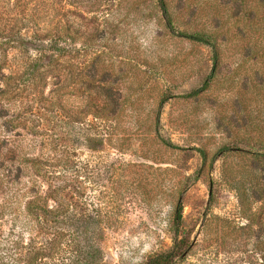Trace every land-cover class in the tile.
<instances>
[{
	"label": "rangeland",
	"instance_id": "374dc122",
	"mask_svg": "<svg viewBox=\"0 0 264 264\" xmlns=\"http://www.w3.org/2000/svg\"><path fill=\"white\" fill-rule=\"evenodd\" d=\"M165 2L0 0V264H264V4Z\"/></svg>",
	"mask_w": 264,
	"mask_h": 264
},
{
	"label": "trees",
	"instance_id": "16d2710c",
	"mask_svg": "<svg viewBox=\"0 0 264 264\" xmlns=\"http://www.w3.org/2000/svg\"><path fill=\"white\" fill-rule=\"evenodd\" d=\"M262 3L264 4V0H262ZM158 5H159V8L161 10V13H162L165 21L167 22V26H169L172 30H174V27L172 25L171 17L169 15V11H168V8L166 6L165 0H158ZM30 19H31V21L32 20L34 21L36 19L34 13H31ZM8 30H9L8 34H10L11 36L20 33L19 31H17L15 29L14 26ZM180 34L184 37H187V38L193 40V41L201 42V43H205V44L210 45L214 50L215 56L217 55L216 43L214 42L212 37H210L209 35H206V34H203L200 32H195V33L182 32ZM2 67H3L2 64H0V70ZM20 78H22V77H20ZM29 80H30V78L22 79L19 82L15 81L14 84H15L16 90H21V89L25 88L27 86V81H29ZM57 100L58 99L54 98V97L51 99L52 104L54 106L59 104V102ZM42 102H43L42 98H40V97H38L37 99L35 98V100L33 101L34 104H39V105L43 106ZM106 106L108 107V105H106ZM106 106L101 105V107H94V109L92 111L94 116L100 117V118L104 117V116H108V111L110 113L109 115H113L114 111L107 109ZM29 208L32 209L33 212H37V208L34 207V204H33V206L29 205ZM38 211H41L43 213H53L54 212V211L47 210L46 207H42ZM182 211H183L182 202L179 201L177 204L175 214H174V219H173L174 233H173V244H172L171 248L164 251V252L157 253V254L151 256L144 264H178L182 261V259H184V257L186 256V251L183 248L185 246L184 240L179 239V237H178L180 225L182 222Z\"/></svg>",
	"mask_w": 264,
	"mask_h": 264
}]
</instances>
